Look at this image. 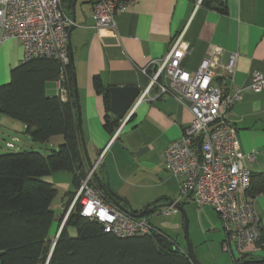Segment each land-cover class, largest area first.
I'll return each instance as SVG.
<instances>
[{"label":"crops","instance_id":"crops-1","mask_svg":"<svg viewBox=\"0 0 264 264\" xmlns=\"http://www.w3.org/2000/svg\"><path fill=\"white\" fill-rule=\"evenodd\" d=\"M93 1L76 0L75 25L69 39L79 88L83 138L92 163L103 156L97 175L124 199V205L134 211H140L154 201L169 202L180 196L182 178L171 174L164 153L192 122L194 116L189 107L166 94L141 101L135 105L129 119L122 120L116 131L110 134L105 128V92L94 88V77L100 76L104 87L134 85L143 90L149 79L140 68L152 59L162 58L180 33L184 32L186 45L191 48L183 58L184 67L190 71L197 70L204 57L220 47V65L213 67V80L225 93L231 94L236 89L243 92L242 100L228 112V120L237 128L242 153L255 152L254 161L244 158L252 173L253 185V190L246 196L255 202L263 233L262 241L248 244L240 252L234 246L230 251L224 250L225 237L220 238V246L224 252L232 254L231 258H241V264H253L254 259L264 257V192L257 190L261 175H264V88L256 93L252 89L253 72L264 73V0H131L117 13L115 27L99 28L94 25ZM73 2L63 0L65 10ZM68 14L73 19L72 9ZM23 52L20 40H0V85L9 82L12 68L24 62ZM232 53L237 56L235 70L230 74L224 65ZM154 69L151 67L150 72ZM58 88V81L52 80L47 82L45 90L48 95H59ZM151 92L154 94L157 89L153 88ZM21 133L26 134L24 138ZM0 134L4 135L3 142L7 147L8 142L22 140L25 145H35L44 154L51 153L64 141L63 135H55L46 142L35 141L27 132L25 123L1 112ZM73 175V172L60 170L42 177L58 190L52 205L57 220L75 205L72 200L77 187ZM181 205L192 216L200 211L212 213L211 206H199L190 198H184ZM158 211L173 214L162 208ZM198 221L200 224L206 222L208 229L213 226L214 230L219 224L212 218L206 221L199 218ZM161 224L154 225L164 232L183 226L177 219ZM72 233L75 234V229Z\"/></svg>","mask_w":264,"mask_h":264},{"label":"built area","instance_id":"built-area-1","mask_svg":"<svg viewBox=\"0 0 264 264\" xmlns=\"http://www.w3.org/2000/svg\"><path fill=\"white\" fill-rule=\"evenodd\" d=\"M130 1L94 0V25L98 28L115 27L117 13ZM73 25L75 22L66 12L63 0H0V40H20L24 47V61L35 57L53 58L65 69L70 63L69 30ZM183 33L175 38L162 58L152 59L140 68L141 73L148 77L149 84L140 91L123 121L129 119L137 103L165 94L189 107L194 116L192 122L164 153L171 174L182 178L180 196L163 210L166 213L178 211L175 204L184 198L193 199L199 206H211L223 223V249L230 251L234 246L240 252L246 245L262 239L260 214L254 200L246 196L252 186V173L244 158L254 161L255 152L242 153L237 128L228 120V112L242 100L243 92L236 89L231 94L225 93L220 85L214 83L213 67L220 65V47L204 57L197 70L186 69L183 58L191 48L186 45ZM235 56L232 53L224 65L230 74L235 70ZM151 67L155 68L153 72H150ZM63 79L64 75L57 80L59 95L68 100L69 90ZM252 81L255 93L262 91L264 73L254 71ZM153 88L157 89L154 94L151 92ZM7 145L15 147L13 142ZM102 157L100 155L89 167L72 200L74 204L80 203V214L102 223L107 232L120 237L149 235L158 231L150 217L131 214L98 188L93 175Z\"/></svg>","mask_w":264,"mask_h":264},{"label":"trees","instance_id":"trees-1","mask_svg":"<svg viewBox=\"0 0 264 264\" xmlns=\"http://www.w3.org/2000/svg\"><path fill=\"white\" fill-rule=\"evenodd\" d=\"M74 73L71 61L62 69L56 59L35 57L12 68L9 82L0 85V112L25 123L33 140L46 142L55 135L64 137L58 149L49 154L26 149L0 154V264H194L176 239L157 226L158 231L149 235L120 237L107 232L102 223L81 215L79 202L56 219L52 205L58 190L42 177L70 171L79 188L90 167L82 151L77 122ZM62 75L70 94L68 100L48 95L45 90L47 82ZM94 85L98 91L104 89L100 76L94 77ZM104 96L105 128L113 134L122 119L109 115L110 93ZM261 176L257 190L264 192ZM93 180L107 198L116 199L121 205L116 204L128 211L118 195L108 192L97 171ZM152 213L144 216L151 217ZM56 221L58 237L54 239L50 232ZM238 262L242 263L241 258H234V264ZM253 264H264V257L254 259Z\"/></svg>","mask_w":264,"mask_h":264},{"label":"rangeland","instance_id":"rangeland-1","mask_svg":"<svg viewBox=\"0 0 264 264\" xmlns=\"http://www.w3.org/2000/svg\"><path fill=\"white\" fill-rule=\"evenodd\" d=\"M25 135L26 134L21 133L20 136L24 138ZM3 138H4V135L0 134V154L6 153V152H17V151L20 152L25 149L41 151V149L40 150L37 149L34 144H33L34 146L25 145L24 141L22 140L13 141V143L15 144V147L13 148L7 147L5 146L3 142L4 141ZM58 201H59V197L55 201V205ZM160 203H167V202L162 201ZM164 208L165 207H163L162 209ZM209 209H211L212 213L200 211V213L196 212L193 216L190 215L187 208L185 209L187 211L188 218H189V221H188L189 222V233L188 234L190 235V239L193 245L192 247L194 249L196 257L201 264H233V258H231L232 254L226 251L224 252L220 246L222 237H225V233H224L225 231L223 229V223H222L221 217L213 208H209ZM56 213H59V210L57 211L56 209ZM199 218H202L205 221L209 218L210 219L212 218V221H217V223H219L217 224V230H214L213 226H210V228L212 229H208L209 227L206 222L200 224L198 221ZM151 219H152L151 220L152 223L161 226L162 222H166V221L173 222L176 219L178 222L182 224L184 217H183V213L180 210L179 212L178 211L173 212V214L171 215L158 211L151 217ZM55 231H56V222L54 223V226L50 232V237L54 239H56ZM166 231L173 238L177 240V243H179L180 246L182 247L186 246L187 239L184 235L183 226H181L178 230L166 229ZM206 232L208 235L205 234ZM54 239H51L50 244L54 242Z\"/></svg>","mask_w":264,"mask_h":264},{"label":"water","instance_id":"water-1","mask_svg":"<svg viewBox=\"0 0 264 264\" xmlns=\"http://www.w3.org/2000/svg\"><path fill=\"white\" fill-rule=\"evenodd\" d=\"M74 2L72 3V5H68L66 7V12L69 13L70 9H72V13H73V21L75 22V12H76V0H73ZM72 27L69 30V34L71 31ZM72 45H70V61L74 66V54L72 51ZM76 75V71L74 73V97H75V102H76V109H77V122H78V126H79V131H80V135H81V142H82V146H83V150L85 157L87 159V163L89 164V166L91 167L93 165L90 156L88 154V149L86 146V142H85V138L84 137V130H83V126L82 125V115H81V109H80V96H79V88H78V83H77V77ZM104 91L105 92H109L110 93V109L111 112L113 114H115L117 117H119L120 119H124L126 117V115L128 114L129 111H131L132 107L135 104V101L138 97V95L140 94L141 89L138 86H134V85H128V86H109V87H104ZM107 190L108 192L113 195V190L111 189V187H109L107 185ZM120 198V200H123L120 196H118ZM115 203H118L119 205L120 202H118L116 199H114ZM174 202V200H171L167 203H148L144 206V208L142 210H140L139 213H135L133 212L132 208H128V212H130L131 214L135 215V216H142L144 214L147 213H152L154 212V210H156L157 208H163L169 205H172ZM175 206L178 208V210H180L183 215H184V222H183V229H184V235L187 239L186 242V246L183 248V252L186 253L189 257L190 260H192V262L194 264H201L197 257L196 254L194 252L193 249V245H192V241L190 239V235L189 233V218H188V214L187 211L185 210V208L181 205V204H175ZM58 237V236H57ZM56 237V239H57ZM56 241V240H55Z\"/></svg>","mask_w":264,"mask_h":264}]
</instances>
